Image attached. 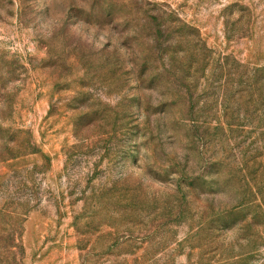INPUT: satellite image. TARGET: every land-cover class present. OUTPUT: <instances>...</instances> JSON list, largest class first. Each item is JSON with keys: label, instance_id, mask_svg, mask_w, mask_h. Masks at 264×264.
Masks as SVG:
<instances>
[{"label": "rangeland", "instance_id": "rangeland-1", "mask_svg": "<svg viewBox=\"0 0 264 264\" xmlns=\"http://www.w3.org/2000/svg\"><path fill=\"white\" fill-rule=\"evenodd\" d=\"M0 264H264V0H0Z\"/></svg>", "mask_w": 264, "mask_h": 264}]
</instances>
